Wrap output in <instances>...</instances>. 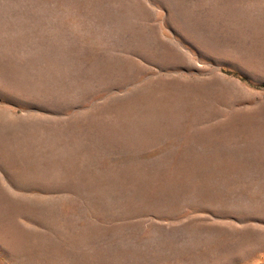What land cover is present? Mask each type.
<instances>
[{
    "label": "rangeland",
    "instance_id": "obj_1",
    "mask_svg": "<svg viewBox=\"0 0 264 264\" xmlns=\"http://www.w3.org/2000/svg\"><path fill=\"white\" fill-rule=\"evenodd\" d=\"M0 264H264V0H0Z\"/></svg>",
    "mask_w": 264,
    "mask_h": 264
}]
</instances>
